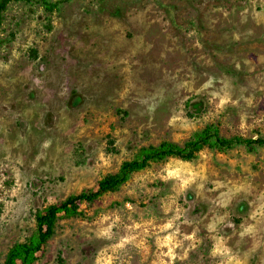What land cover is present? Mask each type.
Segmentation results:
<instances>
[{
    "label": "rangeland",
    "instance_id": "374dc122",
    "mask_svg": "<svg viewBox=\"0 0 264 264\" xmlns=\"http://www.w3.org/2000/svg\"><path fill=\"white\" fill-rule=\"evenodd\" d=\"M48 2L3 14L0 264L38 210L141 147L264 134V0ZM32 264H264V148L154 164L59 220Z\"/></svg>",
    "mask_w": 264,
    "mask_h": 264
},
{
    "label": "trees",
    "instance_id": "16d2710c",
    "mask_svg": "<svg viewBox=\"0 0 264 264\" xmlns=\"http://www.w3.org/2000/svg\"><path fill=\"white\" fill-rule=\"evenodd\" d=\"M12 1L18 0H0V31L3 14ZM39 2L49 11L55 7V4L48 2V0H39ZM239 147L249 153L264 148V134L255 139L242 136L224 137L218 127L211 124L196 131L183 144L161 141L157 145L141 147L137 157L124 161L117 172L105 175L90 190L38 210L35 214V229L32 235L24 241L14 243L8 249L2 264H32L39 261L45 254L48 242L55 234L59 220L79 216L83 206L94 204L106 194L118 192L131 180L133 175L150 168L154 164L168 159L196 161L204 149L228 153Z\"/></svg>",
    "mask_w": 264,
    "mask_h": 264
}]
</instances>
